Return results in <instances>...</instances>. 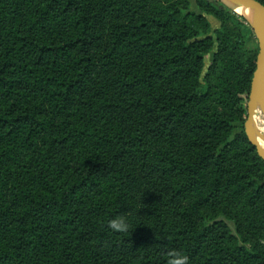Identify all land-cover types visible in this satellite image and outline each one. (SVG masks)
Here are the masks:
<instances>
[{
    "label": "trees",
    "instance_id": "1",
    "mask_svg": "<svg viewBox=\"0 0 264 264\" xmlns=\"http://www.w3.org/2000/svg\"><path fill=\"white\" fill-rule=\"evenodd\" d=\"M196 5L0 0V264H264V160L244 128L258 51L228 20L253 31ZM237 145L251 168L232 172ZM120 213L132 230L108 227Z\"/></svg>",
    "mask_w": 264,
    "mask_h": 264
},
{
    "label": "water",
    "instance_id": "2",
    "mask_svg": "<svg viewBox=\"0 0 264 264\" xmlns=\"http://www.w3.org/2000/svg\"><path fill=\"white\" fill-rule=\"evenodd\" d=\"M217 1L221 2L226 7H228L230 3L241 4L246 14L240 15L234 12L246 20L258 41L259 49L251 81L250 94L248 96L247 120L244 124V128L249 142L256 148L258 155L264 160V143L253 136L255 117L259 115V111H262L264 114V5L258 0Z\"/></svg>",
    "mask_w": 264,
    "mask_h": 264
},
{
    "label": "rangeland",
    "instance_id": "3",
    "mask_svg": "<svg viewBox=\"0 0 264 264\" xmlns=\"http://www.w3.org/2000/svg\"><path fill=\"white\" fill-rule=\"evenodd\" d=\"M189 2H190V7H189V10L187 11L188 13H196L197 15L202 14L197 8L196 0H189ZM204 16L209 21V23L212 27V32L221 27V23L215 17H213L211 15H204ZM228 27L231 30H233L235 38L237 39L239 44L243 45L242 46L243 49H245L247 51H253V52L258 51L259 45H258V41H257L254 33L250 34L246 31H244L242 26L240 25V23L238 21L231 20V19L228 20ZM212 36L214 37V40H216V37L213 34H212ZM216 52H217V45H215L213 51L207 57H205V60L203 63V67H204L203 76L206 75L208 68L213 64L214 53H216ZM243 98H245V97H243ZM247 103H248V99L246 102V110H247ZM257 116L264 120V114L262 111H259V115H257ZM235 126H236V129L233 132L232 139H235V142H236V140H238V135L241 133V129H240L241 124L236 123ZM239 151H240V148L237 145L235 150L231 153L232 162H230L229 165H230L232 172H237L238 170H240L242 168H244V169L251 168L250 163L244 161V157L243 158H240L239 156L233 157L234 152H239ZM195 213L196 214H201V213L211 214V213H213V211L210 208V209H204L202 211L201 210L195 211ZM220 220H224V219L220 218ZM224 221L229 226V228L234 230V224L232 222L226 221V220H224Z\"/></svg>",
    "mask_w": 264,
    "mask_h": 264
},
{
    "label": "clouds",
    "instance_id": "4",
    "mask_svg": "<svg viewBox=\"0 0 264 264\" xmlns=\"http://www.w3.org/2000/svg\"><path fill=\"white\" fill-rule=\"evenodd\" d=\"M108 227L116 233L132 230L133 224L127 213H120L109 219ZM168 264H189V257L180 250H173L168 254Z\"/></svg>",
    "mask_w": 264,
    "mask_h": 264
},
{
    "label": "bare ground",
    "instance_id": "5",
    "mask_svg": "<svg viewBox=\"0 0 264 264\" xmlns=\"http://www.w3.org/2000/svg\"><path fill=\"white\" fill-rule=\"evenodd\" d=\"M228 7L240 15H245L246 11L239 3H230ZM253 136L264 143V120L256 116L253 125ZM264 157V154H263Z\"/></svg>",
    "mask_w": 264,
    "mask_h": 264
}]
</instances>
